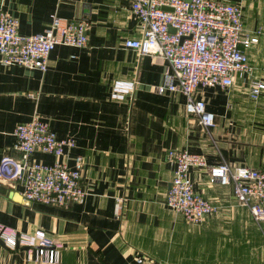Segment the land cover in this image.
Listing matches in <instances>:
<instances>
[{
  "label": "crops",
  "instance_id": "1",
  "mask_svg": "<svg viewBox=\"0 0 264 264\" xmlns=\"http://www.w3.org/2000/svg\"><path fill=\"white\" fill-rule=\"evenodd\" d=\"M227 1L239 3L247 31L260 34L247 50L251 74L227 89L195 90L214 113L206 128L186 112L183 94L155 89L166 68L162 57L124 47L139 35L131 0H0L23 33L42 30L53 13L89 21L87 44H56L45 71L0 63V157L21 156L14 128L38 113L58 137L75 138L63 158L73 166L83 156L87 191L68 206L27 203L19 181L0 180V222L17 231L42 229L61 243L59 260L49 263L25 246L0 242V264H264V222L253 220L230 185L209 180V166L223 161L264 170V90L257 100L248 95L251 79L264 80V0ZM115 79L137 81L132 98H110ZM171 147L206 158L208 166L190 168L193 188L217 209L200 224H188L165 203ZM30 156L55 160L38 150ZM116 196L123 197L119 213Z\"/></svg>",
  "mask_w": 264,
  "mask_h": 264
},
{
  "label": "built area",
  "instance_id": "2",
  "mask_svg": "<svg viewBox=\"0 0 264 264\" xmlns=\"http://www.w3.org/2000/svg\"><path fill=\"white\" fill-rule=\"evenodd\" d=\"M131 11L137 18L139 35L126 38L124 47L139 55L162 57L166 68L155 89L162 93L180 92L185 96L186 112L195 114L204 127L213 126L214 113L207 109L204 99L195 96V90L213 85L227 89L236 77L251 74L253 65L247 50L258 41L260 30L249 33L241 5L227 0H131ZM88 27L86 17L69 19L53 13L42 30L23 33L18 29L17 17L0 3V63L45 71L56 44H87ZM136 85L134 79H115L110 98L130 99ZM263 90L264 80L249 81L251 99L257 100ZM14 136L13 147L21 156L3 154L0 157V180L19 181L22 199L27 203L39 201L68 206L84 200L87 191L81 184L83 156H75L73 166L63 158L66 150L76 144L74 137H58L38 113L18 122ZM35 150L53 154L54 162L32 159L30 154ZM166 157L173 165L166 205L180 213L188 224L202 223L217 205L193 188L190 168L208 166L205 156L186 148L171 147ZM209 180L230 185L234 198L253 220L264 222V170L223 161L209 166ZM122 200V196H116V213L122 209ZM0 238L9 247H27L35 259L49 263L59 260L61 243L42 229L29 233L0 222ZM137 261L140 263L142 258Z\"/></svg>",
  "mask_w": 264,
  "mask_h": 264
},
{
  "label": "water",
  "instance_id": "3",
  "mask_svg": "<svg viewBox=\"0 0 264 264\" xmlns=\"http://www.w3.org/2000/svg\"><path fill=\"white\" fill-rule=\"evenodd\" d=\"M171 30H174V28L170 27ZM0 242H3V240L0 238ZM4 243V242H3Z\"/></svg>",
  "mask_w": 264,
  "mask_h": 264
}]
</instances>
